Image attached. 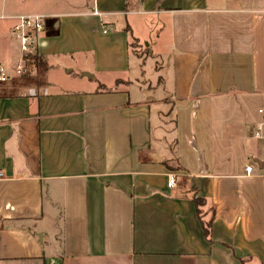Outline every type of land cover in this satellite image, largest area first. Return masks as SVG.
Returning a JSON list of instances; mask_svg holds the SVG:
<instances>
[{
    "label": "crops",
    "instance_id": "0c3cea01",
    "mask_svg": "<svg viewBox=\"0 0 264 264\" xmlns=\"http://www.w3.org/2000/svg\"><path fill=\"white\" fill-rule=\"evenodd\" d=\"M27 2L0 0L12 75L15 18L47 16L0 96V264H264V0ZM132 42L167 60L156 108Z\"/></svg>",
    "mask_w": 264,
    "mask_h": 264
},
{
    "label": "rangeland",
    "instance_id": "374dc122",
    "mask_svg": "<svg viewBox=\"0 0 264 264\" xmlns=\"http://www.w3.org/2000/svg\"><path fill=\"white\" fill-rule=\"evenodd\" d=\"M20 1V0H19ZM23 3L26 5H18V7L14 8L18 11V13H27L29 9L28 0H22ZM53 2L55 0H52ZM69 2V0H66ZM58 4L64 5L63 0H57ZM31 4V3H30ZM28 9V10H27ZM36 4H33L32 11L33 12H40L37 10ZM142 17L140 16H133L131 18L132 24L139 23ZM141 35V34H140ZM153 38V36H150V39ZM146 42H150L152 45L153 40H148ZM146 45V43H145ZM162 46L166 47V44H162ZM132 52L136 53V56L133 55L130 59V65H131V73H130V80L132 82L140 80V85L143 88V91L145 94L141 96L142 99L145 101H149L153 108H156L159 106V104L156 102L161 97H164L168 93L169 89V76L166 75V67L165 64L167 60L164 56H161V58L158 55H152L156 51L155 48L151 50L145 49L143 46L139 45L137 42H132ZM153 53V54H152ZM140 69V72H139ZM141 73V74H140ZM162 78L163 84L159 85L158 81ZM150 86H152L153 89H150ZM136 87V86H135ZM134 87V88H135ZM131 86V89H134ZM133 92V90H132ZM155 101V104H152L151 102ZM171 121V120H170ZM261 160H264V155L260 156ZM253 164V163H252ZM254 168L258 170V166L256 164H253ZM174 171H176L174 169Z\"/></svg>",
    "mask_w": 264,
    "mask_h": 264
},
{
    "label": "built area",
    "instance_id": "2783aa9c",
    "mask_svg": "<svg viewBox=\"0 0 264 264\" xmlns=\"http://www.w3.org/2000/svg\"><path fill=\"white\" fill-rule=\"evenodd\" d=\"M94 14L98 15V12L95 11ZM46 18L47 16L44 15H22L15 18L16 24L13 27L12 34L18 43L21 59L15 67L14 75L10 73L7 67L0 64V96L3 93L4 87L7 86L13 78L24 76L26 72L25 63L36 53L38 38L44 31ZM4 19L5 18H0V22ZM259 112L264 113L263 110ZM252 138L255 140H264L263 123L255 124ZM252 171L253 167H246V172L248 174H251ZM3 176V173L0 171V179ZM175 185L176 180L174 177H171L168 181V187L172 188Z\"/></svg>",
    "mask_w": 264,
    "mask_h": 264
},
{
    "label": "trees",
    "instance_id": "16d2710c",
    "mask_svg": "<svg viewBox=\"0 0 264 264\" xmlns=\"http://www.w3.org/2000/svg\"><path fill=\"white\" fill-rule=\"evenodd\" d=\"M30 60H32L34 62H38L39 58H37V56L35 55V56L31 57ZM194 201L198 207L201 206L202 204H204V201L202 199H194ZM213 219H214V211H213V214H212V217L210 218V220L208 222H206L205 224H203L205 234L208 237L210 236V231H211Z\"/></svg>",
    "mask_w": 264,
    "mask_h": 264
},
{
    "label": "water",
    "instance_id": "95a60500",
    "mask_svg": "<svg viewBox=\"0 0 264 264\" xmlns=\"http://www.w3.org/2000/svg\"><path fill=\"white\" fill-rule=\"evenodd\" d=\"M254 163L257 164L261 170H264V163L261 160L255 159Z\"/></svg>",
    "mask_w": 264,
    "mask_h": 264
}]
</instances>
